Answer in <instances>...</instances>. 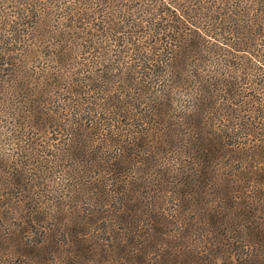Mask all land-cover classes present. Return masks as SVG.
Here are the masks:
<instances>
[{"label":"trees","instance_id":"16d2710c","mask_svg":"<svg viewBox=\"0 0 264 264\" xmlns=\"http://www.w3.org/2000/svg\"><path fill=\"white\" fill-rule=\"evenodd\" d=\"M19 3L8 33L0 30V42L6 44L0 46V63L6 49L18 59L9 42L21 41V36L26 39L29 22L42 12L41 0ZM146 6L147 13L139 21L131 13H111L103 16L102 27L121 37L125 33L134 37L140 32L134 26L138 23L153 25L159 34L163 28L170 31L166 38L171 50L165 57L152 58L149 53L137 57L140 72L135 75L147 78L138 73L151 63V69L157 70L149 72V77L155 74L161 87L163 80L158 76L166 72V90L162 86L154 92L159 96L151 107L164 118L165 128L158 131L168 137L179 134L184 145L190 144L186 147L190 164L176 160L165 166L164 155L159 158L164 167H157L159 178L140 179L143 172L153 175L150 171L157 161L153 155L158 152L146 157L143 148L154 139L144 134L112 136L100 145L96 127L88 132L81 122L73 121L67 130L72 139L68 150L77 170L70 176L75 182L84 179V191L93 199L84 195V206H66L59 200L57 210L39 214L23 193L27 181L36 176V164L20 162L13 168L9 156H4L0 164V264L9 260L21 264L15 261L19 257L26 259L25 264H42L51 260L50 255L52 264H264V72L253 62L254 58L264 61V44L259 42L264 37V0H147ZM65 15L68 29H75L85 16L87 22L94 18L80 12ZM94 30L101 36L99 27ZM125 38L132 41L130 36ZM75 41L61 38L62 55L73 54ZM234 51L252 56L242 66L226 64L241 69L239 75L225 70L210 78L206 67L198 65L210 61L211 67L213 61L223 65ZM190 82L197 89L189 92L192 105L174 108L173 87ZM80 92L72 90L82 96ZM117 97H111V107L116 106L109 114L112 122L117 116L133 115L134 109L124 108ZM167 140L157 139L159 151ZM145 158L151 160L149 167H141ZM26 206L32 207L26 215L15 214Z\"/></svg>","mask_w":264,"mask_h":264},{"label":"rangeland","instance_id":"374dc122","mask_svg":"<svg viewBox=\"0 0 264 264\" xmlns=\"http://www.w3.org/2000/svg\"><path fill=\"white\" fill-rule=\"evenodd\" d=\"M19 1L24 0L17 2L0 0V18L2 17L7 22L0 20V30L4 28L8 33L12 19L21 7ZM41 1L42 12L29 22L26 39H22L21 36V41L17 38L18 40L9 42L10 48L15 46L13 51L18 54V59L13 58L14 53L6 49L4 51L6 55L0 63V164L1 158L6 155L9 156L10 165L13 168L20 162L23 166L28 163L36 164L37 167L33 170L36 176L34 175V179L30 178L27 181L23 192L36 202H32L29 198L30 203L35 205L34 212L39 214L43 211L54 212L57 210L59 200H63L66 206L73 204L84 206L87 201L84 195L87 199H93L89 198L84 191V179L80 178L75 182L70 176L73 170H77L75 161L70 158L71 154L68 150L72 139L67 130L73 121L81 122L80 124L84 125L88 132L91 131L90 127H96L94 134L97 133L98 139L102 138V141H99L100 145L112 136L122 139L144 134L147 139H154V141L148 139L149 142L143 148V154L146 157L158 152L153 155L157 159L156 166H151L153 168L150 172L153 175L151 173L146 175L148 173L143 172V176H139L140 179H158L157 167L160 170L164 167L162 161L159 163V158L164 155L165 166H170L167 164L176 160L180 163L184 162L185 166L190 164L186 151V147L190 144L184 145L179 134L174 135L176 139H173L174 136L168 137L169 135L165 136L164 131H158V128H165L164 118L156 116L151 107L153 100H156L155 97L159 96V93L154 92L162 86L163 90H166V72L158 76L160 80H163L161 87L156 83L155 74L149 77V72L156 73V68L151 69L153 67L151 63L149 67L138 73L139 76L147 74V78L140 79L135 75V72H140V68L136 67L137 57L143 54L148 55V53L152 58L165 57L166 51L171 50L172 45L167 42L166 38V34L169 35L170 31L163 28L159 34L153 25L138 23L134 26L140 32H135L134 37H131L130 33H125L121 37L118 34L111 35L105 32L107 26L102 27L105 24L102 23L103 16L111 13H131L137 20L143 17L147 13V0ZM68 12H80V15L87 13L94 18L91 19L92 22H87L85 16L75 29H68L62 18H68L65 15ZM49 13H55V15L41 21ZM94 27H99L101 36L96 34L99 33L96 30L93 31ZM89 32L95 33L92 35ZM151 32L152 35L149 36ZM82 36L90 40L86 41L81 38ZM126 36H130L132 41L127 42ZM68 37L76 40L71 46L74 49L71 56L64 52L62 55L58 47L63 44L61 38ZM259 42L264 44V37ZM148 44V48H140L141 51H139V46L145 47ZM4 45H6L4 42H0V46ZM234 52L226 56L227 61L223 65L219 61H213L212 67L211 61L206 64L200 62L198 65L206 67L210 78L211 74L220 75L219 72L224 73L225 70L228 73L239 75L242 72L241 69L228 68L226 64L242 66L247 64L248 57L252 58V56L246 52ZM58 56H61L59 63L57 62ZM254 61L259 66L258 70L264 72V61L255 58ZM251 64L254 63L251 62ZM151 83L153 85H150ZM173 88L171 95L175 103L174 108L182 109L192 105L190 101L192 96L189 92H196L197 89L191 82L184 84L181 88L177 86ZM73 89L74 92L81 91L82 96L77 93L73 94ZM117 95V101L123 100L124 108L128 106L134 110H132L133 115L132 113L130 116L120 115L117 116V121L112 122L108 118L111 110H115L116 106L111 107L113 103L111 97ZM261 96L263 93L254 98L258 99ZM247 105L248 108L252 105L259 106L256 102ZM173 111L178 113L176 109ZM111 123L112 125H109ZM113 124L120 128L114 127ZM164 137L168 140L161 144V151H159L156 141ZM183 137L186 138L188 135ZM150 163L151 160L145 158L141 167H149ZM40 175L42 177H39ZM0 185H3L1 181ZM77 195H80L78 199H76ZM27 200L25 205L28 204ZM86 207L80 211L83 213ZM31 209L32 207L26 206L15 214L21 217ZM50 257V261L47 260L45 261L47 263L42 264H52L53 256L50 255ZM25 260L23 257L15 259L21 264H25ZM12 261L9 260L4 264H14ZM227 262L226 264H231Z\"/></svg>","mask_w":264,"mask_h":264}]
</instances>
